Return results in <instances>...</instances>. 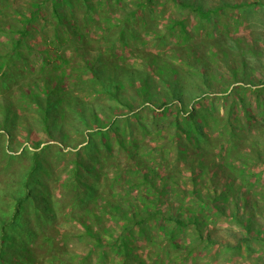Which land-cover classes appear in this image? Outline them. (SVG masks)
Returning a JSON list of instances; mask_svg holds the SVG:
<instances>
[{"label":"trees","instance_id":"16d2710c","mask_svg":"<svg viewBox=\"0 0 264 264\" xmlns=\"http://www.w3.org/2000/svg\"><path fill=\"white\" fill-rule=\"evenodd\" d=\"M126 1L38 0V2H32L29 12L16 11L19 19L14 18L13 22L11 20L0 21V83L6 88L16 81V77L22 76L19 73L18 64H22V69L27 68L28 62L24 58L23 47L30 38L35 36L36 29L32 27V23L36 21L43 7L48 5L49 8H47L52 16L54 36L51 42H45L47 48L41 53L43 55L39 71L41 76L37 81H33L36 85L34 91L31 95H23V98H28V104L31 105L33 113L39 117V124L51 138H55V129H59L61 123H69L68 118L72 116L80 119L88 129L92 130L89 145H96L98 137L109 139L110 130H116L121 146L117 150L116 157L124 151L131 159L128 166L115 172L112 177L100 168L94 175L95 182L90 183L86 180V176L82 175L81 170L83 168L91 174L93 166L85 160V157L83 159L80 151H77L72 160L73 166L68 178L70 183L66 186L69 190L78 189L76 198L79 203L73 205L75 206L73 211L80 208L82 203L84 214L81 218L88 235L101 243L103 235L112 233L110 228L104 226V222L120 217L122 222H118L117 235H111L113 241L108 242L109 248L123 256L122 264H149L148 260L134 251L138 247L135 245L138 239L148 240L146 234L150 222L163 223L162 230L175 247L179 246L174 242L177 231H182L190 224L195 225L199 230V236L205 239L202 235V226L208 222L202 212L213 210L210 203L214 202V207L219 212L226 213L225 208L219 203L228 201L227 189L222 190L221 194H217L219 190L213 189L216 192L215 197L208 201L210 194L205 200L202 189L195 187L192 194L199 198L196 197L198 200L196 205L200 207L198 209L191 202L193 200L188 201L182 198V195H178L177 190L183 191L179 182L185 178L184 171L190 172L192 175L190 179L195 182V185L199 183V180L201 182L205 179L214 182L215 177L221 171L226 180L225 186L232 188L230 182V179H233L232 175L241 176L242 166H245L247 162L243 158L242 148H239L241 143H238L237 151L240 154L236 157L240 166L236 168L233 165L234 148L225 147L229 146V142L226 144V141L225 146H217L213 131L207 129L212 121L218 120L213 112L216 110L213 108L216 99L212 97L211 104L202 108L201 102L205 100L198 98L209 92L215 74L211 66H206V70L201 71L204 67L201 66V59L206 53L198 49V43L192 41L190 46H184L179 43L180 41L175 42L173 50L179 53L178 61L165 57L160 51L154 52L151 47H147L148 43L145 40L142 41L143 48L139 46L133 48L127 41L120 40V45L116 43L118 41L115 39L116 36L126 39V30L121 25L129 24L140 9L156 2V0H134L135 8L130 9L129 6L132 5ZM172 1L178 7L189 9L202 20L210 21L212 16L221 10L219 6L214 8L205 6L199 0ZM257 3L256 1L233 4L225 2L222 6L224 8L250 7ZM115 7L118 11L125 12V15L123 14L125 19L119 20L116 16L105 15ZM81 13L83 16L80 18L78 15ZM174 25L181 26V31L188 41L190 37L184 22L176 21L170 28L173 29ZM92 27L98 31L96 36L93 35L92 30L90 31ZM151 32L164 33V35L168 33L157 31L156 27H147V33ZM139 35L136 30L129 31V36L133 38H138ZM216 45L214 43L212 47ZM183 46L188 48H183ZM63 47H66V50L62 49ZM221 50L224 54H228L226 48ZM92 51L97 53L94 59L90 58ZM127 53L136 57L134 63L124 58ZM193 60L197 69L191 65ZM243 64L246 67L247 60H244ZM51 66L57 71L55 76L57 80L47 73ZM187 66L196 71L188 72ZM198 78L201 79V83ZM243 89L246 90L247 86L244 85ZM257 89L256 106L260 107L263 104L260 98L264 92L262 88ZM244 95L240 103L243 113L248 114V124L240 126V130L231 128V116L226 110L220 122L224 128L221 127L218 130V135L228 128L231 136L242 142L250 137L253 129L255 131L259 121H254L255 115L252 114L255 109L248 110ZM162 98H165V101H162ZM224 98L227 100V95ZM146 105L147 109L153 112L152 124L155 132L161 133L166 130L168 133L166 137L170 139L169 144L164 143L158 149H150L149 154L152 153L153 156L145 155L143 152L145 146L142 144L135 143L136 146L138 145L136 148H127L126 145L133 143L134 140L127 117L116 119L114 122L112 120L106 122L105 117L99 116V112L105 113V109H112L113 113L121 106H126L136 111ZM9 106L10 104H6L7 108ZM159 109L163 110L157 111ZM134 114H138L137 111ZM6 115H8L7 112ZM166 119L169 121L165 127H162ZM121 122L126 126L119 127L118 124ZM108 123L110 124L107 128ZM140 126L145 129L149 128L145 124ZM46 148L51 149V146H46ZM216 149H219V152H216ZM57 150L65 154L63 148L58 147ZM156 151L158 157L155 156ZM28 153L32 157L31 165L27 171L23 172L20 177L18 175V178L14 180L16 187H14L15 184L0 187V196H5V199H0V264H39L38 260L42 254L38 252V248L35 249V245L41 249L46 247L45 243H48V249L54 246V238L49 232L42 230V233H38L23 217L24 210L30 202H33L35 214L43 223L48 221L53 228H56L58 220L56 211L51 206L49 194L43 189L46 187L42 182L41 186H38L36 182L37 174L41 170H46L43 167V154L38 151H28ZM109 155L111 156V153ZM46 162V167L52 165L51 161ZM179 164H182V168ZM236 169H239V172H236ZM210 172L213 173L212 176ZM242 183L245 184L244 180ZM43 190L44 192L40 194ZM167 194H169V201L179 203L178 209L189 211L186 218L171 214L170 208L163 210L159 207V203ZM186 194L189 195L187 192ZM3 203H6L5 208ZM85 212L88 215H85ZM62 235L65 239L67 234L63 232ZM205 241L212 242L210 236ZM57 249L58 246L54 251ZM58 255L52 254L48 263L55 264ZM70 264L81 263L70 261Z\"/></svg>","mask_w":264,"mask_h":264},{"label":"rangeland","instance_id":"374dc122","mask_svg":"<svg viewBox=\"0 0 264 264\" xmlns=\"http://www.w3.org/2000/svg\"><path fill=\"white\" fill-rule=\"evenodd\" d=\"M33 1L38 2V0H0V21L11 20L13 22L14 18L19 19L16 11L29 12ZM199 1L205 6L213 8L219 6L221 10L208 21L198 18L189 9L178 7L172 0H156L154 4L140 9L129 24L121 25L126 30V39L116 36L115 39L118 40L116 43L120 45V40L127 41L129 46L133 48L138 46L143 48L142 41L145 40L148 43L147 47H151L154 52L160 51L165 57L177 61L179 53L173 50L175 42L180 41L179 43L184 46H190L192 41L198 43V49L206 53L201 59V66H204L201 71L206 70V66H211L215 74L209 92L198 98L205 100L201 102L202 108L211 104L212 97L216 99L215 102L213 101V108L216 109L213 112L218 120L212 121L207 129L213 131L217 146H225L226 141V144L229 142V146L225 147L234 148L233 165L236 168L240 166L236 156L240 154L237 148L238 143H241L239 148H242L241 152L247 164L242 166L243 174L241 176L232 175L233 179H230L232 188L225 186L226 180L221 171L215 177L214 182L208 181V179L201 180V182L199 180L197 185L190 179L192 176L190 172L184 171L185 178L179 182L183 191L177 190L178 195H182L181 197L188 201L193 200L191 202L197 209L200 208L196 205L197 196L192 194L195 187L202 189L205 200L206 196L210 194L211 197L207 199L208 201L215 197L216 192L214 190H219L217 194H221L222 190L227 189L228 201H220L219 203L225 208L226 213L219 212L214 207V202L210 203L212 211L202 212L208 222L202 226V235L205 239L210 236L212 242L205 241L203 237H200L196 226L190 224L182 231H177L174 242L179 246L174 247L162 230L164 224L156 221L150 222L148 226L146 234L148 240L141 238L135 242L138 247L134 252L148 260L149 264H264V94L260 98L263 104L260 107L256 106L258 102L257 88H262L264 92V13L259 9L260 2L263 0ZM255 1L258 2L257 5L250 7L235 8L230 6L224 8L222 6L225 2L233 4ZM126 2L132 5L129 6L130 9L135 8L134 0H127ZM47 7L49 8L48 5L43 7L36 21L32 23V27L36 29L34 31L35 36L30 38L23 47L24 58L28 62L26 66L29 70L27 68L22 69V64H18L17 67L22 76L16 77L14 83L17 85L10 83L5 88L0 83V187L4 188L10 184H15L14 180L18 178V175L20 177L23 172L29 169L32 157L28 151L42 152L43 167L46 170H41L37 174L36 182H38V186L43 184L46 187L43 189L49 194L51 206L56 211L58 220L56 228H53L48 221L43 223L35 214L33 202H30L23 212V217L38 233L45 230L54 238V246L50 249L47 247L48 243H45L46 247L43 249L35 245V249L38 248V252L42 254L38 260L39 264H49L52 254H59V260L57 257L55 264H70V261L81 264H122L123 256L109 248L110 244H108V242L113 241L111 235H117L118 222H122L121 218L117 217L114 220L104 222V226L110 228L112 233L103 235L101 243H99L93 236L86 233L81 218V215L84 214L82 203L80 208L75 212L73 211L75 207L73 205L79 203L76 198L78 189L69 190L66 186L70 183L68 178L73 166L72 160L77 151H80L83 159L85 157V160H88L93 166L91 174L83 168L81 170L82 175L86 176V180L90 183L95 182L94 175L100 168L107 172L109 177H112L115 172L128 166L131 159L127 157L124 151L116 157L117 150L121 147L116 130H110L109 135L111 137L109 139L98 137L96 145H89L92 139L90 135L92 130L88 129L86 124L76 116V118L72 116L68 118L69 123H61L59 129H55V138H51L39 124V117L33 113L31 105L28 104V98H23V95L33 93L36 86L33 81H37L41 76L39 72L42 64L41 56H43L41 53L47 48L45 42H51L50 40L54 36L51 11ZM123 14L125 15L124 11H118L115 7L105 15L116 16L119 20H123L125 19ZM78 16L81 18L83 13ZM95 16L98 17L99 15ZM176 21L184 22L190 37L188 41L181 31L180 25H174L173 29L170 28ZM147 27H156L157 31L168 33L165 35L159 32L158 34L147 33ZM131 30H136L140 34L139 37L129 36ZM90 31L93 32L94 36L98 32L94 27ZM214 43L217 44L216 47H212ZM184 46L183 48H188ZM222 48H226L228 54H224ZM62 49L66 50V47ZM96 57L97 53L92 51L90 58ZM124 58H127L131 63L136 61V57L130 53H127ZM244 60L248 62L246 67L243 64ZM191 65L195 66L194 60ZM195 67L197 69V66ZM187 69L188 72L196 71L189 66ZM47 73L56 80L58 79L55 77L57 71L53 70L52 66ZM198 79L201 83V79ZM244 85L247 86L246 90L243 89ZM243 94H245V105L248 110L253 111L255 109L252 115H255L254 121L258 120L259 123L255 131L253 129L250 137H247L248 139L239 142L231 136L230 129L226 128L221 135H218V130L223 127L220 122H222L221 117L224 116L226 110L231 116V128L240 130V126L248 124V114L243 113L240 103ZM226 95L227 100L224 98ZM162 101H165V98H162ZM6 104H10V106L7 108ZM197 106L200 105L197 104ZM147 107L146 105L136 110L138 114H134L136 111L121 106L113 113L112 109H105V113L100 111L99 116L105 117L106 122L111 120L114 122L116 119L127 117L134 138L133 143L126 145L127 148L133 149L138 146L136 144H142L145 146L143 150L145 155L153 156L152 153L149 154V150L158 149L164 143L169 144L170 139L166 137L168 135L166 130L161 133L155 132L152 124L154 115ZM168 121L169 119H166L161 126L165 127ZM141 124H145L149 128H142ZM118 125L119 127L126 126L123 122ZM46 146H51V149L46 148ZM58 147L63 148L65 154L57 150ZM216 152H219V149ZM157 155L158 152L156 151L155 156L158 157ZM97 158L98 160H95ZM106 158L108 159L106 160ZM171 158L172 155L170 160ZM46 161H51L52 165L46 167ZM179 167L182 168V164H179ZM236 172H239V169H236ZM212 174L210 172L211 176ZM243 180L245 184L242 183ZM43 192L44 190L40 191V194ZM168 197L169 194L163 197L159 207L163 210L170 208L171 214L186 218L189 211L178 209L179 203L169 201ZM0 199H5V196L1 195ZM173 199H175L174 196ZM3 204L5 208L6 203ZM85 215L88 214L85 212ZM63 232L67 234L65 239L62 235ZM56 246H58V251H54ZM65 249L66 252H64ZM83 259L85 260L83 261Z\"/></svg>","mask_w":264,"mask_h":264},{"label":"crops","instance_id":"0c3cea01","mask_svg":"<svg viewBox=\"0 0 264 264\" xmlns=\"http://www.w3.org/2000/svg\"><path fill=\"white\" fill-rule=\"evenodd\" d=\"M259 9L262 13H264V0L260 2ZM263 38V37H262ZM264 46V45H263Z\"/></svg>","mask_w":264,"mask_h":264}]
</instances>
